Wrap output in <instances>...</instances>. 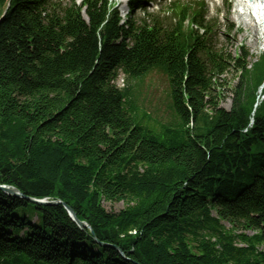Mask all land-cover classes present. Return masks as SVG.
Wrapping results in <instances>:
<instances>
[{
    "label": "trees",
    "instance_id": "obj_1",
    "mask_svg": "<svg viewBox=\"0 0 264 264\" xmlns=\"http://www.w3.org/2000/svg\"><path fill=\"white\" fill-rule=\"evenodd\" d=\"M169 8L172 24L125 25L108 0H0V185L94 231L0 189V264H264V52L217 48L200 11ZM154 67L174 125L140 117L117 84Z\"/></svg>",
    "mask_w": 264,
    "mask_h": 264
},
{
    "label": "rangeland",
    "instance_id": "obj_2",
    "mask_svg": "<svg viewBox=\"0 0 264 264\" xmlns=\"http://www.w3.org/2000/svg\"><path fill=\"white\" fill-rule=\"evenodd\" d=\"M185 3L194 0H183ZM199 1V0H198ZM205 3V17L207 20L216 21L215 34L213 41L218 48H224L233 54L238 53L239 47L243 44L251 53V62L258 59L261 53L264 52V34L259 28L260 18L256 12L249 8L239 7L237 0H200ZM68 0L65 1L67 3ZM160 3L157 1L148 3L147 10L149 12L157 11ZM126 3L120 4L119 8L122 14L126 12ZM244 12V13H243ZM243 13V14H242ZM241 14V15H240ZM257 14V15H256ZM138 18L146 16L144 10L136 12ZM165 17H171V12L164 13ZM234 23L238 29L228 32L227 27ZM226 84L223 89V96L221 97V106L230 109L233 102L234 92L233 88L238 83V74L235 70H229L222 76V80ZM117 84L121 87H126L131 84L133 99L138 107V115L142 117L145 113L154 125H174L177 119L176 113L172 106L171 88L169 76L161 67L152 68L147 74L132 78L128 80L126 76L121 73ZM262 87V86H261ZM259 89V93L261 90ZM147 121L146 119L144 120ZM104 206L109 211L119 212L125 207L124 201L103 202ZM227 227L231 224L224 222ZM239 232H241L239 230ZM247 234H253V230L245 231ZM264 248V245L262 246Z\"/></svg>",
    "mask_w": 264,
    "mask_h": 264
},
{
    "label": "water",
    "instance_id": "obj_3",
    "mask_svg": "<svg viewBox=\"0 0 264 264\" xmlns=\"http://www.w3.org/2000/svg\"><path fill=\"white\" fill-rule=\"evenodd\" d=\"M0 189L3 190L4 192L10 194V195L17 196V197H22V198L27 199L28 201H31V202L36 203V204L44 205V206L62 204L66 208V210L68 211L70 217L73 219V221L80 228H88V229L91 230L92 233H94L92 227L88 223L80 220L78 218L76 212L74 211V209L72 207H70L68 204H66L65 202L61 201V200H50L48 198L38 199V198L26 196L18 188L10 186V185H0ZM95 239L98 240L96 237H95ZM101 244L102 245H108V244H104V243H101Z\"/></svg>",
    "mask_w": 264,
    "mask_h": 264
},
{
    "label": "bare ground",
    "instance_id": "obj_4",
    "mask_svg": "<svg viewBox=\"0 0 264 264\" xmlns=\"http://www.w3.org/2000/svg\"><path fill=\"white\" fill-rule=\"evenodd\" d=\"M239 5L243 6V8H249L251 11L256 12L258 17L260 18L259 28L262 29L264 27V0H252L248 2L246 0H239ZM256 14V15H257ZM264 34V31L261 32Z\"/></svg>",
    "mask_w": 264,
    "mask_h": 264
}]
</instances>
